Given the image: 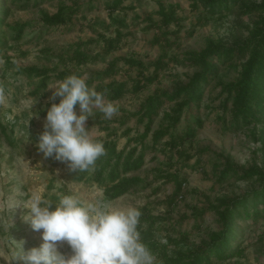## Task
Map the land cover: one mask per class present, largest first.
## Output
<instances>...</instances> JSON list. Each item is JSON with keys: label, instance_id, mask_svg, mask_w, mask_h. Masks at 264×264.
<instances>
[{"label": "rangeland", "instance_id": "obj_1", "mask_svg": "<svg viewBox=\"0 0 264 264\" xmlns=\"http://www.w3.org/2000/svg\"><path fill=\"white\" fill-rule=\"evenodd\" d=\"M88 1L31 0L29 7L23 8L20 0H1L5 17L0 27V38L5 44L0 46V90L4 95V101L0 103V264H25L19 257L14 259L22 253V247L27 252L43 243L41 232L34 231L30 222L25 220L29 215L28 203L36 194L52 202L53 209L63 196H73L83 205L95 203L110 209L146 207L153 216L163 218L156 225L159 241L164 243L166 236H176L182 232L187 234L188 243L196 246L201 239H207L210 232L220 229L210 204H217L221 197H235L258 188L255 179L243 182L230 176L221 184L216 182V171L220 172L226 164L218 155H223L233 166L248 167L252 163L260 165L263 162L264 149L262 143L250 135L252 127L228 129L219 119L223 113L220 105L225 95L220 94V87L215 81L205 87L199 106L184 109L180 122L172 129L179 135L185 126L195 127L193 119L202 121V126L196 127L195 137L186 139L183 146L176 149H184L183 152L192 156L188 163L185 165L176 150L147 149L143 168L132 173L141 178V185L120 198L108 199L104 187L93 180L92 172H73L54 156L44 158L37 145L39 135L44 131L47 110L52 103L58 104L61 99H50L54 89L49 88L60 81L55 78L56 74L66 69L86 75L88 79L95 72L103 71L113 60L125 57L141 60L149 67L160 56L164 46L163 43L153 44L152 40L160 36L163 42L165 28L152 29L147 21V18L159 20L158 1L178 5V25L168 28L170 32H178L168 36V40H175V43L167 52V66L159 73L157 81L140 92L127 93L118 100L105 97L118 106V114L112 119H105L101 112L94 110V116L88 117L86 122V128L92 129L97 140H109L118 151L131 138L143 132L144 125L138 124L137 118L131 114L139 110L148 97L172 92L188 82L195 69L183 62L186 51L203 49L208 39L218 40L225 45L242 42L247 37L248 27L257 18L255 12L243 15L240 9L235 8L221 16L208 17V21L202 18L198 23L197 18L203 7L199 4L197 9H192L191 0H128L124 6H133L134 9L114 11L112 14L126 24V28L121 30L122 39L117 49L100 56L103 45L93 44L90 46V56L92 59L98 56L96 59L79 67L65 64L59 55L68 46L94 39L98 34L108 38L115 36L114 26L108 29L104 26L110 24L108 11L97 3L92 10H87ZM61 4L80 5L82 13L64 25L44 26L42 14L55 13ZM2 16L0 14V18ZM27 22L31 25L25 28L18 41H14V26ZM172 57H176L178 62ZM244 60L245 57L236 56L233 61L219 65V79L222 82L234 81L238 73L233 65ZM29 67L50 70L51 81L36 93L39 78L25 72V68ZM137 72L136 68H129L119 60L115 74L105 77L102 82L95 81L90 88L112 81L131 83L138 76ZM152 72L153 67H149L145 74ZM173 105V102L166 103L161 108L152 130L167 125L162 115ZM75 111L77 115L80 114L79 105ZM225 116L229 119V112ZM146 142H150V137ZM129 146L133 147L134 143L130 142ZM129 146L126 150L131 148ZM159 146L163 148V142ZM165 173L186 179L182 186V197H178L171 206L167 199L174 191V183L172 179H163ZM198 210H205L204 214L196 216L193 211ZM263 228L264 218L239 221L236 243L242 255L226 262L214 261V264H264V247L260 246L258 240ZM58 250L66 256L72 254L66 242Z\"/></svg>", "mask_w": 264, "mask_h": 264}, {"label": "trees", "instance_id": "obj_2", "mask_svg": "<svg viewBox=\"0 0 264 264\" xmlns=\"http://www.w3.org/2000/svg\"><path fill=\"white\" fill-rule=\"evenodd\" d=\"M128 0H89L87 10H92L94 4L103 6L108 11L110 24H105V29L110 26L115 27V36L108 38L103 34H98L96 38L84 42L73 44L61 51L59 58L65 64L75 65L77 67L92 61L91 45H103L100 56L108 55L117 49L122 39L123 28L126 24L123 20L112 16L114 11L123 12L134 9L133 6H124ZM192 9H197L199 4L203 10L198 15V23L202 18L208 21V17L221 16L225 11L240 9L243 15L257 13L256 20L248 27V34L244 41L233 45H225L220 41L208 39L205 47L199 51H186L183 54V62L195 71L189 77L188 82L179 86L172 92H162L148 97L139 110L132 113L137 118L138 124H143V132L131 138L130 141L121 149L117 150L115 144L109 140H103L102 143L106 150V154L101 156L95 162V165L87 171L92 172V178L95 182L100 183L104 187V194L110 200H114L129 193L131 189L141 185L142 180L132 173L140 171L145 163V154L147 149L157 151L159 149L176 150L183 146L186 139H193L196 135V127L202 126L199 118L193 119L195 127L191 125L185 126L181 134L172 131L180 122L183 110L190 108L192 105L199 106L203 96L204 89L212 81L220 87V94L225 98L220 105L222 108V116L219 118L228 129H241L252 127L250 135L256 141L262 143L264 149V0L259 3H248L244 0H191ZM31 0H20L19 3L23 8L29 7ZM1 3V0H0ZM3 5L0 4V27L4 19L5 11ZM80 5H64L58 6L53 14L44 12L41 22L46 27H58L64 25L72 17L82 13ZM178 5L171 3H163L158 1V21H149V27L152 29H163L164 41L157 36L152 40L153 44H161L162 52L160 56L149 66L153 67V72L146 75L149 67L145 66L141 60L133 57H125L115 59L108 64L103 71L92 74L87 79L90 87L95 81L102 82L105 77H110L117 71L118 61H123L129 68L137 69V77L131 83L112 81L108 84L95 85L94 89L101 92L110 100H118L127 93H138L150 84H153L159 78V73L167 66V52L171 48L174 41L168 40L171 33H177L178 30L170 32L168 28L171 25H178L179 18L177 16ZM31 23L17 24L13 28L12 38L18 41L24 34V30ZM1 32V31H0ZM2 33V32H1ZM3 35V34H1ZM5 42L0 38V46ZM245 57L240 64H234L238 76L234 81L222 82L219 79V65L233 61L236 57ZM178 62L176 57H172ZM232 65V64H231ZM25 72L29 76L37 75L39 78L38 86L34 93L41 88H45L51 81L50 70L47 68L29 67L25 68ZM70 74L82 76L79 72L64 69L56 74L55 78L63 80ZM130 89V90H129ZM173 102L172 108L163 112L162 120L167 121L165 127H159L152 130L154 120L159 116L161 108L166 103ZM229 112V119L226 114ZM130 132V130H127ZM150 142L147 143V138ZM130 142L134 143L131 147ZM163 142V148L159 144ZM131 147L126 150V147ZM184 150V149H183ZM183 150H176L179 156H182L185 165L192 156ZM207 151V150H206ZM203 152H205L203 150ZM225 160L222 170L217 172V183L221 184L230 176L236 181H251L255 179L258 188L235 197H221L217 204H210V209L215 212L217 222L220 229L216 232H210L207 239H201L196 246L188 243L186 233H178L176 236H166L165 242L162 243L156 237V225L163 218L153 216L146 207L140 208L142 213L137 227L140 233L141 241L150 249L156 257L155 264H214L217 262H226L236 256H241L242 251L236 243L237 225L239 221L254 220L264 218V160L258 165L252 163L248 167L233 166L223 155L218 158ZM152 159V158H151ZM216 168V166H215ZM163 179H172L174 183V191L168 197V204L174 205L178 197H182L183 184L186 179L177 174L165 173ZM205 210L193 211L196 216L203 215ZM259 244L264 247V228L260 234Z\"/></svg>", "mask_w": 264, "mask_h": 264}, {"label": "clouds", "instance_id": "obj_3", "mask_svg": "<svg viewBox=\"0 0 264 264\" xmlns=\"http://www.w3.org/2000/svg\"><path fill=\"white\" fill-rule=\"evenodd\" d=\"M51 100L60 97L47 110L44 131L39 135L38 150L44 158L53 157L66 163L73 172H84L106 154L95 133L86 128L94 110L112 119L118 106L90 88L87 77L70 74L52 88ZM4 95L0 90V103ZM79 105L80 114L75 107ZM31 227L41 232L43 243L17 254L25 264H155L156 257L141 241L137 230L142 213L139 209H110L95 203L86 205L73 196H63L55 204L36 194L27 206ZM71 248L66 256L58 248L63 243Z\"/></svg>", "mask_w": 264, "mask_h": 264}]
</instances>
